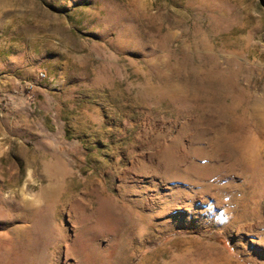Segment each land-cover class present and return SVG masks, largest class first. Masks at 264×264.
Segmentation results:
<instances>
[{"label":"rangeland","instance_id":"rangeland-1","mask_svg":"<svg viewBox=\"0 0 264 264\" xmlns=\"http://www.w3.org/2000/svg\"><path fill=\"white\" fill-rule=\"evenodd\" d=\"M0 264H264V0H0Z\"/></svg>","mask_w":264,"mask_h":264},{"label":"built area","instance_id":"built-area-1","mask_svg":"<svg viewBox=\"0 0 264 264\" xmlns=\"http://www.w3.org/2000/svg\"><path fill=\"white\" fill-rule=\"evenodd\" d=\"M42 76H43V77H45V75H44V74H42Z\"/></svg>","mask_w":264,"mask_h":264},{"label":"trees","instance_id":"trees-1","mask_svg":"<svg viewBox=\"0 0 264 264\" xmlns=\"http://www.w3.org/2000/svg\"><path fill=\"white\" fill-rule=\"evenodd\" d=\"M223 241H225L224 238H223Z\"/></svg>","mask_w":264,"mask_h":264}]
</instances>
